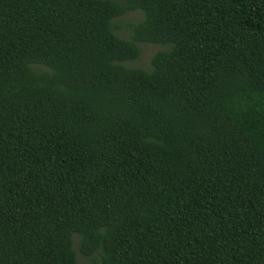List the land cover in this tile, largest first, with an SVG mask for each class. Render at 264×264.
Instances as JSON below:
<instances>
[{
    "label": "trees",
    "instance_id": "obj_1",
    "mask_svg": "<svg viewBox=\"0 0 264 264\" xmlns=\"http://www.w3.org/2000/svg\"><path fill=\"white\" fill-rule=\"evenodd\" d=\"M74 236L264 264V0H0V264H78Z\"/></svg>",
    "mask_w": 264,
    "mask_h": 264
},
{
    "label": "rangeland",
    "instance_id": "obj_2",
    "mask_svg": "<svg viewBox=\"0 0 264 264\" xmlns=\"http://www.w3.org/2000/svg\"><path fill=\"white\" fill-rule=\"evenodd\" d=\"M141 13L139 11H128L122 16H119L114 19L115 24L117 25L115 31L121 37L128 38L131 34L130 23L136 22L141 18ZM140 54L136 59L127 60L128 66L142 67L145 69L150 68V58L157 51L161 49H166L169 45H159V44H150L141 42ZM74 247L77 252L78 264H88L87 259L82 256L77 250V236H74Z\"/></svg>",
    "mask_w": 264,
    "mask_h": 264
}]
</instances>
